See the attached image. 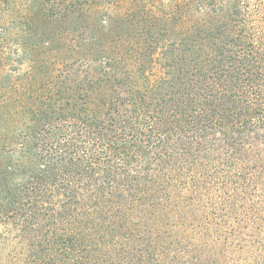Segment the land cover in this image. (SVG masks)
Returning <instances> with one entry per match:
<instances>
[{"label": "trees", "instance_id": "16d2710c", "mask_svg": "<svg viewBox=\"0 0 264 264\" xmlns=\"http://www.w3.org/2000/svg\"><path fill=\"white\" fill-rule=\"evenodd\" d=\"M0 264H264V0H0Z\"/></svg>", "mask_w": 264, "mask_h": 264}]
</instances>
